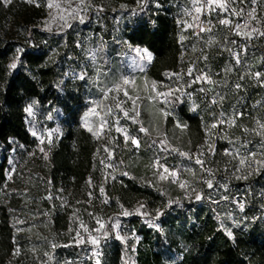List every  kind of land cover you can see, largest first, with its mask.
I'll return each mask as SVG.
<instances>
[{
  "label": "trees",
  "instance_id": "obj_1",
  "mask_svg": "<svg viewBox=\"0 0 264 264\" xmlns=\"http://www.w3.org/2000/svg\"><path fill=\"white\" fill-rule=\"evenodd\" d=\"M174 1L121 0L124 6L118 10H104L105 0H85L80 10L85 22L80 23L49 8V0H0V264H61L67 258L68 264H91L79 261L97 247L76 243L79 221L105 225L108 236L95 235L105 264H123L124 256L131 264H264V166L257 163L264 161L259 126L264 124V35L249 38L236 63L220 46L223 26L204 34L198 61L204 53L205 66L199 70L211 78L212 87L197 90L199 84L188 85L187 65L180 60L181 37L197 52L196 41L179 23ZM52 2L61 9L79 4ZM133 5L129 22L116 25L118 14L130 13ZM61 14L70 26L64 27ZM119 29V49L127 44L147 49L152 60L146 76L160 84L163 94L170 93L163 96L185 139L179 151L168 150L171 165L184 162L197 169L198 192L187 200L167 203L150 186L121 174L106 178L103 193L99 189L106 168L124 152L107 158L105 139L80 123L94 86V60L86 47L97 35L112 40ZM209 35L220 43L207 40ZM257 72L262 75L256 77ZM29 105L38 126L58 130L50 143H39L28 130ZM173 120L167 117L166 126ZM11 149L16 169L7 178ZM221 179L225 186L218 194ZM61 191L68 194L66 205L59 201ZM123 208H132L133 214L120 215Z\"/></svg>",
  "mask_w": 264,
  "mask_h": 264
},
{
  "label": "rangeland",
  "instance_id": "obj_2",
  "mask_svg": "<svg viewBox=\"0 0 264 264\" xmlns=\"http://www.w3.org/2000/svg\"><path fill=\"white\" fill-rule=\"evenodd\" d=\"M189 1L191 0H176L174 3L188 4ZM256 2L260 8L264 6V0H256ZM155 4H158L157 0ZM122 6L124 5L121 3V0H105L102 7L104 10H118ZM135 7L136 5H133L132 11L130 13L126 12L124 16L118 14L115 18V24L120 23L123 25L129 22L130 17L135 13ZM177 9L180 16V10L179 8ZM215 9L223 19L231 21L228 25H220L223 26L221 34L224 38V45L220 46L230 51L234 40L233 36L229 33V28L233 24L234 16L229 8L227 11L218 7ZM98 24L103 28L104 23L102 20ZM116 33L110 41H104L97 35L96 39L88 42L86 47L88 56L92 59L93 56L95 57L93 59L94 76L90 79V83L94 86L92 91L93 97L83 113L81 125L88 131L91 128L92 131L89 132L98 139H105V136L110 130V126L112 124L116 125L115 132L123 144L124 154L119 156L117 163L106 168V178L109 181L117 176V174H122L126 170L138 176L141 175L137 180L141 184L148 185L159 192L167 203H175L182 199L187 200L195 196L198 192L195 181V178H197V169L195 166L184 162L182 165L178 164L173 167L168 155L169 151L173 152V149L183 146L185 142L183 127L175 119L173 109L168 104L167 98L163 95H157V93L163 94L160 84L146 76V69L150 61L140 59L136 51L137 49H143L126 45L124 48H120V50L118 44L123 42V38L120 35L121 30H117ZM207 40H215L220 43L212 35H209ZM181 44L182 51L180 53V60L187 65L185 74L189 78L188 85L197 83L199 84L197 90L206 92L207 89L209 90L212 87L211 80H197V77H200L199 74H204L200 73L202 67L205 66L202 63L204 61V53L201 54V59L198 61V52L188 44L185 36L181 39ZM207 44L209 43L205 44L206 47ZM190 68L192 69L191 73H189ZM199 68L201 69L199 70ZM125 79L130 81V83L123 84ZM114 85H120L121 87L119 90H115L113 88ZM107 89L113 90L106 91ZM125 92L128 95H125ZM134 100L135 104L133 103ZM118 103L120 104L119 108L116 107ZM94 107H96L98 115L90 113V109ZM109 108L111 112H108ZM125 112L128 113V116H125ZM137 112L139 113L138 116L136 115ZM218 114L222 116L223 113L222 111H218ZM133 116L136 117V122H133L129 118ZM170 116L174 119L173 123L166 126V118ZM86 118L87 124L85 123ZM102 121H107L106 126L103 128H101ZM26 125L31 134L33 131L37 133L34 138L39 143L42 142L39 137L42 130H49V132H53L54 134L58 132L55 127L47 128L38 126L33 115L29 116L26 114ZM117 127L126 130V133L124 131H117ZM141 127L148 129V132H141ZM93 133H96V135ZM126 134L129 137L135 138L138 141V146L133 144L131 139L126 140ZM162 140H166V144H161L160 141ZM43 142L50 143L51 138L43 139ZM212 145L211 143L209 146L211 149ZM156 161H159V164L163 165V168L158 167ZM164 168L169 169V172H175L176 176L174 178L169 176L168 179L161 180L160 173L164 172ZM15 169L14 150L11 149L7 153V178L13 174ZM164 174L168 175V173ZM220 182L222 183H219L221 187L215 188V192H219L218 194H220V190H223L222 188L225 186L223 179ZM181 183H184L185 187H181ZM132 214L133 211L130 215ZM77 263L82 264V262ZM123 264H131L128 256L123 257Z\"/></svg>",
  "mask_w": 264,
  "mask_h": 264
},
{
  "label": "built area",
  "instance_id": "obj_3",
  "mask_svg": "<svg viewBox=\"0 0 264 264\" xmlns=\"http://www.w3.org/2000/svg\"><path fill=\"white\" fill-rule=\"evenodd\" d=\"M180 1V0H177ZM225 4H227L229 10L232 12L234 16V21L232 26L229 28V33L235 38L238 36V39H233V46L230 50V57L235 61H239L241 54L244 51V44L249 40V38L254 37L258 34L264 33V6L259 7V4L256 2L253 3V0H223ZM200 4H204V0H200ZM198 6V5H197ZM177 8L180 10V16H179V23L183 25V28L187 31L191 32V34L194 36L196 41V47L197 52L200 53L202 51V44H203V35L210 31H203L201 32L199 30V27H197V23H202V26L204 28H211V31L216 29L218 26L221 25L219 23L220 20H223V17L218 14L216 11H210L208 7L205 5L204 9L201 11V13H195L193 0L189 1L188 4H177ZM215 7V6H214ZM253 9L255 10L254 15L255 19H251L249 17V13H252ZM234 12H241V15H235ZM191 13V14H189ZM199 15V22L194 20V16ZM188 24H192L193 27H187ZM241 25V32L245 31H251V29L255 28L258 31L254 32L251 37H246L244 35H238L237 31L235 30V25ZM247 24L248 27L244 28L243 25ZM128 45V44H127ZM130 46V45H128ZM199 76H205L204 74H199ZM208 80L211 78L206 76ZM205 79H203L204 81ZM116 125L112 124L110 126V130L108 134L105 136V155L107 158H114L118 153H120L123 150V144L118 141V136L115 132ZM49 130H42L40 133V139L41 136H43V139L46 138H53L54 133H52L51 136L48 135ZM214 145H212V148ZM107 149V150H106ZM203 172H206V169H203ZM203 181V179H201ZM106 182V177L102 176L99 179V189L101 187L103 188L104 183ZM109 200V199H108ZM59 201L61 204L66 205L69 202L68 194L61 191L59 194ZM242 203H238V207H240ZM127 210L129 213H132V208H123L120 211V214L123 215V212ZM154 221L150 222V225L153 224ZM81 224H83L88 231L86 232L84 228L81 227ZM96 229H100V226L97 224H94L92 226H86L83 222L79 221L75 225V240L78 239L77 237V231H79L80 236L87 238L89 234L92 236H99L100 238L104 239L103 231L100 229V231H96ZM50 260V259H49ZM99 260L100 264H105V258L102 251V248L99 246L88 249L87 252H84L81 254V257L79 258V261H89L91 264H96V261ZM71 262V258L65 259L61 264H68ZM47 264V263H45Z\"/></svg>",
  "mask_w": 264,
  "mask_h": 264
},
{
  "label": "snow or ice",
  "instance_id": "obj_4",
  "mask_svg": "<svg viewBox=\"0 0 264 264\" xmlns=\"http://www.w3.org/2000/svg\"><path fill=\"white\" fill-rule=\"evenodd\" d=\"M4 2H5V4H7V3H10V0H4ZM30 2H32V0H30ZM253 3H255V0H253ZM84 4H85V0H79V4H77V6H76L75 8H72L71 5H69L68 8H66V9H61V6H60L59 4H55V3L52 2V0H49L48 7H49V8H56V9H58V10H61V13L66 12L67 15L72 16L73 18H77V17H78L80 23H84V22H85V17L82 16V15H80L81 7H82ZM193 5H194L195 13H197V14H198V13H201V11L204 9L205 5L208 7V9H209L210 11H215V8H216V7L220 8V9H222V10H224V11H227V10H228V6H227V4H225V3L223 2V0H204V4H200V0H193ZM197 5H198V6H197ZM214 6H215V7H214ZM83 10L86 11L87 9L84 8ZM254 12H255V10L253 9L252 13H249V17H250L251 19H255ZM189 14H191V13H189ZM234 14H235V15H241L242 13H241V12H234ZM59 18H60L61 20H65V16H64L63 14H61V15L59 16ZM194 20L197 21V22H199V15L194 16ZM219 23L224 24V25H228V24L231 23V21L228 20V19H223V20H220ZM68 26H70V25H68L67 20H65L64 27H68ZM187 27L190 28V27H193V25H192V24H188ZM197 27H199V30H200L201 32H203V31H211V28H210V27H209V28H204V27L202 26V23H197ZM241 27H242L241 25L237 24V25H235V30L237 31V34H238V35H244V36H246V37H251L252 34H253L254 32H257V31H258L257 29L253 28V29H251V31L241 32V31H240ZM243 27H244V28H247L248 25L245 24V25H243ZM261 35H264V33H261ZM181 39H183V37H181ZM136 51H137V53H138L140 59H142V60L146 59V60H148V61H151V60H152V54H151L150 52H148L147 49H143V50H141V49H137ZM17 52H18V53L23 52V49H17ZM93 59H95L94 56H93ZM205 59H206V57H205ZM19 60H20V56L18 55V56L16 57L15 61L10 65V67L13 68V69H15V68L17 67V62H18ZM237 62H239V61H237ZM191 72H192V69L190 68V69H189V73H191ZM255 75H256V77H260L262 74L259 73V72H257V73H255ZM81 78H83V77H81ZM200 79H207V77H206V76L197 77V80H200ZM128 83H130V81H128V80H126V79L123 81V84H128ZM120 87H121L120 85H114V86H113V88H114L115 90H119ZM236 87L239 88L240 85L237 84ZM112 90H113V89H107L106 91H112ZM125 95H128V93L125 92ZM157 95H158V96H159V95H170V93H169V94H160V93H157ZM214 102H215V101H214ZM133 103L135 104V100L133 101ZM116 107L119 108V107H120V104L118 103V104L116 105ZM25 112H26L29 116H32V115L34 114V113H33V105H29V106H27V107L25 108ZM108 112H111V109H110V108L108 109ZM90 113L98 115L97 110H96V107L90 109ZM124 114H125V116H128V113H127V112H125ZM136 115L138 116L139 113L137 112ZM49 118H51V115H49ZM129 118L132 119L133 122H136V117H135V116H133V117H129ZM234 122H235V121L233 120V121H231L230 123H234ZM85 123L87 124V118L85 119ZM221 123H223V121H221ZM258 123H259V122H258ZM106 124H107V121H102V123H101V128H103L104 126H106ZM259 126H260L261 129H264V124H260ZM212 127L215 128L216 125H212ZM116 130H117V131H124V132L126 133V130L121 129V128H119V127H117ZM89 131H92V129L89 128ZM140 131H141V132H145V133H147V132H148V129H146V128H144V127H141V128H140ZM93 134L96 135V133H93ZM258 134H259V133H258ZM32 135H33V136H36L37 133H36L35 131H33V132H32ZM48 135L51 136L52 133L49 132ZM125 139H126V140L131 139V142H132L133 144H136V145L138 146V141H137L135 138H133V137H129V136L126 134V135H125ZM41 141L43 142V136H41ZM160 143H161V144H166V140H162V141H160ZM106 150H107V149H106ZM41 151H43V148H41ZM173 151H179V150H178V149H173ZM180 155H182V156H186V155H188V154H187V153L180 152ZM253 155H254V154H253ZM45 158H47V154H45ZM245 162H246L245 159L240 160V163H241L242 165H243ZM196 163H197V164H203V161H201L200 159H197V160H196ZM257 163L261 164V166H264V161H260V162H257ZM156 165H157L158 167L163 168V165L159 164V161H156ZM164 173H168V175H165ZM169 176H171V177L174 178V177L176 176V173H175V172H169V169H167V168H164V172H163V173H160V179H161V180H166V179L169 178ZM245 178H246V177H245ZM174 182H175V181H174ZM206 183L208 184V187H209V188L212 187V183H211V181H207ZM181 187H185V184H184V183H181ZM100 191H101V193H103L104 189L101 187ZM196 199L199 200V199H201V197H200L199 195H197V196H196ZM105 203H107V201H105ZM170 203H171V202H170ZM140 207L142 208L143 205H141ZM240 207H241V209H243V204H241ZM136 212H137V213H140V208L136 209ZM130 214H131V213H129L127 210H125V211L123 212V215H124V216H128V215H130ZM143 214H144V215H147L146 213H143ZM158 215H159V213H158ZM98 222H99V221H98ZM81 227L84 228V230H85L86 232L88 231V229H87L83 224H81ZM111 227H112L113 229H116V228L118 227V222H117V223H113V224L111 225ZM104 228H105V225H104V224H100V229H104ZM100 229H96V231H100ZM228 235H229V237H231V236H232V233H231V232H228ZM103 236H104V237H107V236H108V232H107V231H104V232H103ZM77 237H78V239L76 240V243H77V244H83V243L88 242V243H91V244L97 246V248L99 247L100 239H99L98 237H95V236H92L91 234H89V236H88L87 238H85V237L80 236L79 231H77ZM116 238H117V239H123L122 237L119 236V234H117V237H116ZM52 247L55 248V247H57V246H56V245H53ZM17 254H18V250H17ZM96 264H100V261L97 260V261H96Z\"/></svg>",
  "mask_w": 264,
  "mask_h": 264
},
{
  "label": "crops",
  "instance_id": "obj_5",
  "mask_svg": "<svg viewBox=\"0 0 264 264\" xmlns=\"http://www.w3.org/2000/svg\"><path fill=\"white\" fill-rule=\"evenodd\" d=\"M142 49H144V48H142ZM92 97H93V95H90V97L87 99V107L89 106V103H90V101L92 100ZM87 109V108H86ZM85 109V110H86ZM84 110V111H85ZM84 111H83V113H84ZM83 113H82V115H81V117H80V123H82V116H83ZM129 160V159H128ZM121 175H124V176H126V177H128V178H133V179H135V180H137L139 177H141V175L140 176H138L137 174H135V173H132V172H128V171H123V173L121 174ZM138 181V180H137ZM139 182V181H138ZM140 183V182H139Z\"/></svg>",
  "mask_w": 264,
  "mask_h": 264
}]
</instances>
